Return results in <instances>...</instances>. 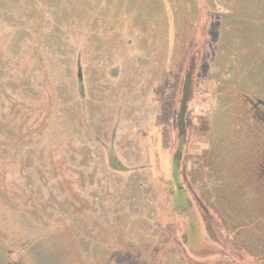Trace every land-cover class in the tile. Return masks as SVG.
Instances as JSON below:
<instances>
[{
  "label": "rangeland",
  "instance_id": "obj_1",
  "mask_svg": "<svg viewBox=\"0 0 264 264\" xmlns=\"http://www.w3.org/2000/svg\"><path fill=\"white\" fill-rule=\"evenodd\" d=\"M0 264H264V0H0Z\"/></svg>",
  "mask_w": 264,
  "mask_h": 264
},
{
  "label": "crops",
  "instance_id": "obj_2",
  "mask_svg": "<svg viewBox=\"0 0 264 264\" xmlns=\"http://www.w3.org/2000/svg\"><path fill=\"white\" fill-rule=\"evenodd\" d=\"M174 177H175V173H174V163H173V165H171V179L176 180ZM176 191L179 193H182V190H176ZM171 196H172V193H171ZM176 208L179 212L183 211V207L181 205H176Z\"/></svg>",
  "mask_w": 264,
  "mask_h": 264
},
{
  "label": "trees",
  "instance_id": "obj_3",
  "mask_svg": "<svg viewBox=\"0 0 264 264\" xmlns=\"http://www.w3.org/2000/svg\"><path fill=\"white\" fill-rule=\"evenodd\" d=\"M175 162H174V173H175V179L176 180H178V178H179V174H178V172H177V164H178V161H177V159H175L174 160ZM181 186V185H180ZM176 190H182V192H183V187L181 186V187H179L178 189L176 188ZM173 193V192H172Z\"/></svg>",
  "mask_w": 264,
  "mask_h": 264
}]
</instances>
